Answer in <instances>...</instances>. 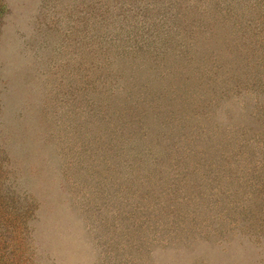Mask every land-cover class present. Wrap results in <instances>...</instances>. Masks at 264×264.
<instances>
[{
	"label": "rangeland",
	"instance_id": "obj_1",
	"mask_svg": "<svg viewBox=\"0 0 264 264\" xmlns=\"http://www.w3.org/2000/svg\"><path fill=\"white\" fill-rule=\"evenodd\" d=\"M0 264H264V0H0Z\"/></svg>",
	"mask_w": 264,
	"mask_h": 264
},
{
	"label": "trees",
	"instance_id": "obj_2",
	"mask_svg": "<svg viewBox=\"0 0 264 264\" xmlns=\"http://www.w3.org/2000/svg\"><path fill=\"white\" fill-rule=\"evenodd\" d=\"M139 128H140V130L142 131V136L140 137V139H144V132H146V129H149V125H148V123H142L141 122V120L136 124ZM184 138H185V140H183V139H177L178 140V143L182 146V147H184V145L186 144V143H190V144H193L194 142H192V141H189L190 139H187L186 138V136L184 135L183 136ZM173 138L171 139H168V142H167V145H166V148L168 149V150H172L173 148H174V145H173ZM189 141V142H188ZM155 155V154H154ZM153 155V156H154ZM155 160H157V158H155ZM172 160H173V153L172 152H169L168 153V155L166 156V158H165V160L162 162L163 164H167V163H169V162H172ZM158 161V160H157ZM196 163L198 164V162L196 161ZM162 167V166H161ZM191 176H188L187 177V179H189ZM196 179L198 180V181H200V176H196ZM151 181L152 180H150V183H151ZM123 184H125V182L123 183ZM126 185V184H125ZM193 188V190H194V187H192Z\"/></svg>",
	"mask_w": 264,
	"mask_h": 264
}]
</instances>
